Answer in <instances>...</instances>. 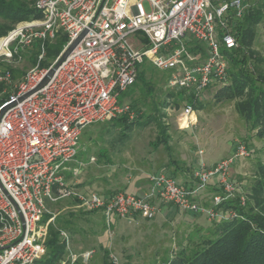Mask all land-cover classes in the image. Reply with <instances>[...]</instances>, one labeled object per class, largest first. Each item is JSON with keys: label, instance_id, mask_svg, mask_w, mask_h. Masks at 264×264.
<instances>
[{"label": "built area", "instance_id": "built-area-1", "mask_svg": "<svg viewBox=\"0 0 264 264\" xmlns=\"http://www.w3.org/2000/svg\"><path fill=\"white\" fill-rule=\"evenodd\" d=\"M42 17L17 22L0 36V264H32L44 252L48 203L72 198L84 210H100L130 218L152 219L160 208L145 196L116 191L103 197L80 193L64 172L79 174L77 148L83 130L118 116L136 117L119 95L136 80L144 62L167 71L166 86L186 89L197 98L210 85L228 79V61L221 52L238 46L230 31V14L241 16L244 0H35ZM59 33L67 38L46 64L45 43ZM184 38H186L184 40ZM204 44L206 56L188 51V40ZM38 42L35 63L17 81L7 66ZM72 46V47H71ZM71 47L55 67L62 54ZM5 65V66H3ZM193 105L186 103L189 116ZM199 152H202L200 149ZM246 144L212 166L193 170L199 187L214 183L223 194L209 204L166 172L150 175L152 195L161 202L207 215L219 221L236 216L215 208L224 198L245 193L231 180L230 166L247 157ZM90 162L95 158L90 156ZM78 164L83 165L82 161ZM68 252L60 264L87 259L93 250L69 251V236L61 230ZM110 264H122L112 254Z\"/></svg>", "mask_w": 264, "mask_h": 264}, {"label": "rangeland", "instance_id": "rangeland-1", "mask_svg": "<svg viewBox=\"0 0 264 264\" xmlns=\"http://www.w3.org/2000/svg\"><path fill=\"white\" fill-rule=\"evenodd\" d=\"M245 2L249 5L264 4V0H245ZM255 29L253 49L262 59L258 67L264 69V19L256 25ZM34 48L32 45L24 52H31ZM32 65L27 55L11 62V66L17 69L16 81ZM144 66H146L147 76L152 77L154 91L145 94L143 89L136 87L132 89L131 96L124 99L126 103H130L132 98L137 100V106L141 108L142 114L150 111L149 107L152 103L157 104L161 101L167 91L175 90L166 86L164 75L166 71L148 62ZM218 87L210 85L202 90L196 100L197 104L202 103V107H193L189 116L185 112L188 101L183 98L178 100L177 107L170 105L164 109L165 122L171 137L168 142L169 149L156 141L157 129L154 122L144 127L135 125L128 131L126 138L116 141L114 148L110 144L115 133H105L103 137L101 135V131L106 129L107 121L87 126L80 136L77 162L70 163L71 167H79V174L76 177L87 181L88 186L81 187L78 191L80 193L94 191L101 195L104 188L118 187L119 183L125 182L128 177L144 175L148 168L162 169L172 174L165 169L168 158L175 159L183 167L192 166L195 169L201 162L207 167L212 166L219 160L232 155L237 143L242 142L246 144L249 155L235 159L230 166V178L245 192L251 180L254 160L263 158L264 141L255 136L254 130H251L238 114L233 101H215L213 94ZM123 96L124 94L121 93L119 98ZM106 149L105 155H101L100 150ZM200 149L202 152H199ZM90 156L95 158V162L89 161ZM78 161H82L83 165L80 166ZM158 161H162L160 165H156ZM167 168L175 171L172 164H169ZM232 170H234V176L231 174ZM174 177L178 182H182L181 175H178L177 171ZM197 194L201 197L206 196V203L210 202L211 198L203 188H200ZM71 200L73 201L72 198L61 199L53 206L55 209L58 207L57 211H59L61 207L68 205V209L63 208V210L72 213L71 216L64 213V216L69 218L71 224L75 226L73 235L65 229L68 236H72L69 237V251L80 253L93 250L89 258H79L74 264L102 263L105 258L104 250L96 245L99 235L109 239L112 244L109 247L110 250L106 249L108 259L112 254L122 264H159L181 246L190 244L191 236L194 239L197 238L199 234L196 228H207L214 221L205 214L161 201L155 203L160 211L152 219L138 217L130 220L116 216L107 219L100 210L87 213V210L77 208L74 203L70 207L67 202ZM164 206L166 210L161 212ZM54 208H51V211L57 212ZM59 216H62L61 212Z\"/></svg>", "mask_w": 264, "mask_h": 264}, {"label": "trees", "instance_id": "trees-1", "mask_svg": "<svg viewBox=\"0 0 264 264\" xmlns=\"http://www.w3.org/2000/svg\"><path fill=\"white\" fill-rule=\"evenodd\" d=\"M34 3L35 0H0V36L17 22L41 18L42 14ZM230 16V31L236 37L238 46L229 50L221 48V52L228 61V79L215 90L213 97L215 101H233L238 114L246 121L250 129L254 130L255 136L264 141V69L258 67L262 59L253 49L256 37L255 27L264 19V4L249 5L239 17L231 11ZM66 40L65 35L59 33L52 41H47L45 43L46 59L42 64L53 59L61 51ZM33 45L35 47L33 51L21 54L24 57L27 55L31 64L36 61L38 42H34ZM188 51L200 52L202 58L206 56L204 44L194 39L188 40ZM144 64L146 62L140 66L135 82L122 92L124 96L119 98L120 103L131 96L133 88H141L145 94L154 91L152 77L147 76ZM7 67L15 81L17 69ZM164 75L166 81L168 72L166 71ZM182 98L193 107H202V103L197 104V98L186 89L167 91L162 100L157 104L152 103L149 107L150 111L145 114H142L141 108L137 106V100L132 98L129 105L136 111V117L128 119L122 115L107 120L106 129L101 131V135L103 137L105 133H115L110 144L114 148L116 141L126 138L128 131L135 125L144 127L154 122L157 129L156 141L169 149L170 135L165 122L164 109L170 105L177 107L178 100ZM106 151L107 149L100 150L101 155L104 156ZM171 173L169 174L174 177L175 171ZM216 193L223 194L219 187L215 188L214 194ZM244 193L246 196L244 204L240 203L238 194H234L224 198L215 206L218 210L232 209L236 212V216L213 221L204 229L196 228L199 234L197 238L194 239L191 236L190 244L181 246L159 264H264V149L263 158L254 160L251 180ZM204 204L207 205L209 202ZM48 205L50 206L49 203ZM92 211L95 210H87V212ZM51 217L53 219L49 220ZM47 221L45 252L32 264H60V260L68 252L66 241L61 237L60 231L66 229L70 233L75 232V226L70 220L63 219L59 214L45 212L42 222ZM104 256L101 264H110L107 250H104Z\"/></svg>", "mask_w": 264, "mask_h": 264}, {"label": "crops", "instance_id": "crops-1", "mask_svg": "<svg viewBox=\"0 0 264 264\" xmlns=\"http://www.w3.org/2000/svg\"><path fill=\"white\" fill-rule=\"evenodd\" d=\"M166 161L167 162L165 163V169L169 170L170 172H173V170H170L169 168H167L169 164H172L174 170L177 171V174L181 175V181L182 182H178V183L180 185L186 187V188H189V189L193 190L196 200H198V201H200L202 203H206L207 202L205 200V199H207L206 196L201 197V196H199L197 194L200 188H203L205 190V193H207L209 197H211L214 194L215 188H217V186L214 183L207 184L204 187H199L197 180L193 177L194 167H192V166L183 167V165L181 166L175 159L170 160L168 158V159H166ZM161 162L162 161H158L156 163V165H160ZM190 168H191V170H190ZM158 172H165V171H162V169H155L154 170L153 168L152 169L148 168V169H146L144 175H134L132 178L128 177V178H126L125 182L119 183L120 185L118 187H115V188H112V189L111 188H104V191L101 194V196L108 197L109 195L113 194L116 191H124V192L131 193V194L138 195V196H145V197H147L149 200H151L154 203L160 202V200L156 196L152 195V182L150 181V178H149L151 174H155V173H158ZM231 174L233 176L235 175L234 170H232ZM64 176H65V179H66V181L68 183L71 184V183L75 182V185H76V187L78 189L81 188V187L84 188V187L88 186V185H86L87 181L79 179L76 176L75 177L72 176L71 170L65 171L64 172ZM67 203L70 204V207H72L73 203H74V205H76V207L78 208L77 202H73L71 200V201H68ZM49 204H50V206L48 205V209H49L50 212L53 213V215H56V214L60 215V212H61L62 213V218L66 219V220H69V218H66L64 216V213H67L68 214L67 216H71L72 213L70 211H68V210H63V208H67L68 209V205L67 206L66 205L63 206V208L61 207V209H59V211H57L58 207H56V209L53 207V206H55V203H49ZM51 208H54L55 211H57V212L51 211ZM164 209L166 210V206H164L161 209V212H164L165 211ZM82 210L85 211L84 209H82ZM87 213H91V212H87ZM138 217H142V216L139 215V214H134L132 217L127 218V219H130V220L131 219H137ZM199 228H201V227H199ZM74 233H70V234L73 235ZM67 234H68V232H67ZM71 235L69 237H72ZM96 245H99L100 249H102V250H106V249L110 250L109 247H111L112 244H111L109 239H106L102 235H99ZM90 250H92V249H90ZM85 251H87V250H85Z\"/></svg>", "mask_w": 264, "mask_h": 264}, {"label": "water", "instance_id": "water-1", "mask_svg": "<svg viewBox=\"0 0 264 264\" xmlns=\"http://www.w3.org/2000/svg\"><path fill=\"white\" fill-rule=\"evenodd\" d=\"M72 47V46H71ZM71 47H69L61 56V58L58 60V62L55 64V67L57 65H59V63L63 60V58L65 57V55L70 51Z\"/></svg>", "mask_w": 264, "mask_h": 264}]
</instances>
